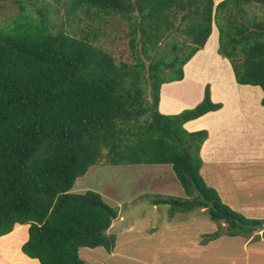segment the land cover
Masks as SVG:
<instances>
[{"label":"trees","instance_id":"trees-1","mask_svg":"<svg viewBox=\"0 0 264 264\" xmlns=\"http://www.w3.org/2000/svg\"><path fill=\"white\" fill-rule=\"evenodd\" d=\"M69 1L59 29L44 16L0 27V236L29 224L22 250L40 264H86L82 247L112 251L118 209L98 191L72 190L105 160L170 164L188 198L160 196L154 205L206 208L220 226L204 243L246 230L264 238V220L235 212L200 174L208 131L184 123L221 108L210 85L193 108L159 110L162 84L183 79L214 23L236 80L264 90V0ZM114 18L127 21L132 62L100 44ZM74 21L84 24L75 31Z\"/></svg>","mask_w":264,"mask_h":264},{"label":"rangeland","instance_id":"rangeland-1","mask_svg":"<svg viewBox=\"0 0 264 264\" xmlns=\"http://www.w3.org/2000/svg\"><path fill=\"white\" fill-rule=\"evenodd\" d=\"M68 4L71 5L69 0L20 3L0 0V27L15 25L18 19L37 20L44 16L52 20L48 23L53 29H59L61 21H67ZM79 23L84 24L74 21L70 28L77 31ZM128 29L127 21L121 18H114L104 27L100 44L115 55L117 62L133 61ZM191 66L192 63L187 67L188 72ZM162 106L166 108L164 101ZM232 184L233 203L229 201L231 197L216 190L222 201L247 219L264 220V184L239 188L237 178ZM88 189L101 193L105 201L118 209L119 215L108 230L116 240L112 251L103 246L82 247L79 255L86 264H264V239L257 237L261 231L246 230L235 236L223 234L204 243L207 235L220 226L210 218L206 208L189 205V208L173 209L171 203L154 205L153 200L160 196L188 198L170 164L112 165L103 160L79 177L72 190L79 193ZM243 195L245 201L240 203ZM220 224L226 232L227 224L222 221ZM251 236L255 238L253 241L248 240ZM0 264H8L1 253Z\"/></svg>","mask_w":264,"mask_h":264},{"label":"crops","instance_id":"crops-1","mask_svg":"<svg viewBox=\"0 0 264 264\" xmlns=\"http://www.w3.org/2000/svg\"><path fill=\"white\" fill-rule=\"evenodd\" d=\"M214 1L217 4L221 0ZM218 38V29L213 26L204 48L184 65L183 79L162 84L159 110L163 114H176L193 108L203 100L206 85H210L211 99L221 103V108L185 122L184 127L188 131H208V138L200 150V172L209 186L231 197L229 201L233 203L230 192L235 178L241 185L239 188L264 184V90L259 85L241 84L236 80L231 63L218 53ZM190 63L191 71L188 72ZM163 101L166 108L162 106ZM239 201L244 202L245 195ZM28 228L29 224L16 223L11 232L0 236V241H16L12 248L6 245L0 248L2 256L5 251L4 261L8 264H40L38 259L22 250L29 237ZM254 236L248 240L253 241ZM7 254L11 256V263Z\"/></svg>","mask_w":264,"mask_h":264},{"label":"bare ground","instance_id":"bare-ground-1","mask_svg":"<svg viewBox=\"0 0 264 264\" xmlns=\"http://www.w3.org/2000/svg\"><path fill=\"white\" fill-rule=\"evenodd\" d=\"M12 243H16L14 239H3V241H0V248H2L3 245L9 246L12 248ZM10 252V249H8ZM15 251V250H14ZM11 256H13L12 251H11ZM11 256L7 254V260H9V263H11ZM2 257H4V260L6 258V254H4Z\"/></svg>","mask_w":264,"mask_h":264}]
</instances>
